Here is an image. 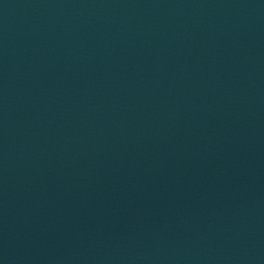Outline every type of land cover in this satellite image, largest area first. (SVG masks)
Instances as JSON below:
<instances>
[{
	"label": "water",
	"instance_id": "1",
	"mask_svg": "<svg viewBox=\"0 0 264 264\" xmlns=\"http://www.w3.org/2000/svg\"><path fill=\"white\" fill-rule=\"evenodd\" d=\"M0 264H264V0H0Z\"/></svg>",
	"mask_w": 264,
	"mask_h": 264
}]
</instances>
